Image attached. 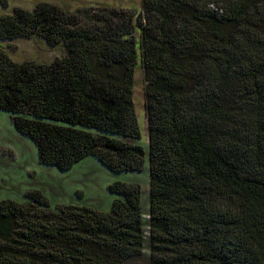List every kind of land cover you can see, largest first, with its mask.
I'll return each mask as SVG.
<instances>
[{"label": "trees", "instance_id": "1", "mask_svg": "<svg viewBox=\"0 0 264 264\" xmlns=\"http://www.w3.org/2000/svg\"><path fill=\"white\" fill-rule=\"evenodd\" d=\"M5 6L4 3H2ZM91 13V16L89 14ZM62 54L16 63V39ZM0 112L40 165L111 172L108 211L39 191L0 201V264H264V0H141L140 11L48 2L0 16ZM144 79L147 152L132 96Z\"/></svg>", "mask_w": 264, "mask_h": 264}, {"label": "rangeland", "instance_id": "2", "mask_svg": "<svg viewBox=\"0 0 264 264\" xmlns=\"http://www.w3.org/2000/svg\"><path fill=\"white\" fill-rule=\"evenodd\" d=\"M37 2L52 3L71 12L96 7L133 11L141 9V0H0V16L11 14L14 8L30 11ZM91 13L89 12L90 16ZM4 46L7 47L11 60L16 63L25 60L49 63L55 56L62 54L61 47L51 49L38 39L19 38ZM143 90L144 79L137 64L133 75L132 102L140 130L138 144L146 153ZM113 182L138 184L141 188L140 206L146 213L148 202L146 156L140 172H111L92 157H87L68 171L62 172L52 166L40 165L31 140L14 130L9 114L0 112V201L7 199L22 201L26 191H39L47 199L50 207L74 203L106 212L115 198V195L108 191V186ZM123 264H147V252L144 250L141 255Z\"/></svg>", "mask_w": 264, "mask_h": 264}]
</instances>
